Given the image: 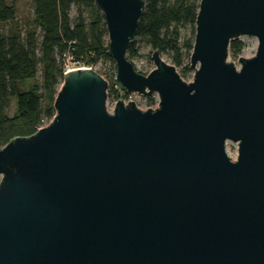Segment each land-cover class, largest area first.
<instances>
[{
    "label": "water",
    "instance_id": "95a60500",
    "mask_svg": "<svg viewBox=\"0 0 264 264\" xmlns=\"http://www.w3.org/2000/svg\"><path fill=\"white\" fill-rule=\"evenodd\" d=\"M95 1L116 85L158 105L109 111L97 70L65 71L51 121L0 148V264H264V0H200L192 81L128 58L145 0Z\"/></svg>",
    "mask_w": 264,
    "mask_h": 264
},
{
    "label": "trees",
    "instance_id": "16d2710c",
    "mask_svg": "<svg viewBox=\"0 0 264 264\" xmlns=\"http://www.w3.org/2000/svg\"><path fill=\"white\" fill-rule=\"evenodd\" d=\"M145 1L136 38L145 40L152 51L168 53L176 66L182 65L193 50L200 0ZM31 5L32 17L22 24L15 1L0 0V148L13 137L34 133L54 117L65 58L80 66L115 64L105 17L95 0H32ZM187 29L190 39L183 34ZM245 45L241 38L232 39L230 56L239 57ZM138 56L135 39L128 58ZM27 80L33 81L26 88ZM12 97L15 111L9 115Z\"/></svg>",
    "mask_w": 264,
    "mask_h": 264
},
{
    "label": "rangeland",
    "instance_id": "374dc122",
    "mask_svg": "<svg viewBox=\"0 0 264 264\" xmlns=\"http://www.w3.org/2000/svg\"><path fill=\"white\" fill-rule=\"evenodd\" d=\"M14 1L18 9V18L20 21H22V24H24L27 19H31L32 17V7H31L32 0H14ZM8 27L9 26H7L6 29ZM183 34L189 39L192 38L190 29L183 30ZM240 38L244 40L246 43L240 56L242 55L246 57L252 56L257 51L258 48L257 37L244 35L241 36ZM136 41H137V47L139 49V56L133 59L132 62L137 71L143 74L149 73L155 66L151 58L153 52L152 47L143 39L136 38ZM163 57L167 62L174 64L172 57L168 53L163 54ZM238 59L239 57L233 58L229 56V60L235 62L237 67L240 68L241 64ZM64 64L66 70L80 67V65H78L75 61H73L71 57L65 58ZM188 64H190V56L184 60L182 65L176 67L178 72L182 75V77L186 81H192L194 78V70H192L191 68L186 69V65ZM115 66H116L115 64H112L107 61H100L96 65L92 66L109 83V87L107 90L108 92L107 109L109 111L113 110L114 105L119 98L123 99L126 103H128L129 101L130 102L133 101L136 103L138 107L142 109L157 107L159 102V97L156 92L152 93L149 96H145L137 92H128L125 90H120L115 83V75H116ZM37 79H40V75H38ZM32 81L33 80H27L25 82L24 87L27 88L29 84L32 83ZM119 92H120V96H118ZM150 98L153 99L154 102L150 103L151 100ZM14 111H15V99L12 97L9 103V107L7 108V113L9 115H12ZM226 146H227V151L236 158L238 155V144L233 141H227Z\"/></svg>",
    "mask_w": 264,
    "mask_h": 264
}]
</instances>
